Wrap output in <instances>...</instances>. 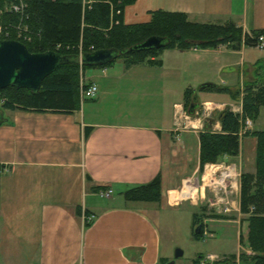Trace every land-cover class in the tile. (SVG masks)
<instances>
[{
    "label": "crops",
    "instance_id": "0c3cea01",
    "mask_svg": "<svg viewBox=\"0 0 264 264\" xmlns=\"http://www.w3.org/2000/svg\"><path fill=\"white\" fill-rule=\"evenodd\" d=\"M155 11L184 13L192 23H233L248 34L264 29V0H136L124 9L123 22L147 23ZM252 48L165 49L157 58L160 65L128 68L120 59L107 68L94 67L88 76L80 72L79 89L95 84L97 93L70 113L0 109V264H174L161 252L162 204L176 207L188 201L173 199L199 172V134L204 131L191 127L196 120L179 119L178 110L188 112L185 102L193 91L192 101L207 117L224 107L236 106L232 111L238 112L240 98L233 93L253 64L264 59L252 58ZM234 56L239 61L234 63ZM221 75L229 80L215 84ZM205 83L214 86L194 91ZM208 89L231 98L214 103ZM252 125L243 136L240 132L239 154L220 162L234 167L238 182L242 173L256 171ZM211 127L221 128L217 120ZM157 176L159 202L124 197ZM185 188L181 196L192 193ZM107 189L112 195L101 197L99 191ZM235 195L234 215L208 204L213 216L206 217L202 209L192 216H201L210 237L216 233L210 226L214 222L236 225L238 260L241 251L251 249L240 243L247 222L239 210V183ZM199 203L198 196L189 206Z\"/></svg>",
    "mask_w": 264,
    "mask_h": 264
},
{
    "label": "trees",
    "instance_id": "16d2710c",
    "mask_svg": "<svg viewBox=\"0 0 264 264\" xmlns=\"http://www.w3.org/2000/svg\"><path fill=\"white\" fill-rule=\"evenodd\" d=\"M136 0H94L90 5L83 0H31L29 3V25L37 36L31 43H24L31 53L54 51L69 62L60 64L42 82L37 92L9 86L0 91L2 108L7 110H31L36 112L70 113L80 105L79 77L87 68H107L121 59L128 68L141 63L160 65L157 59L165 49L185 50L194 48L225 47L237 50L241 45L256 47L264 29L243 33L233 23L200 24L188 21L184 13L155 11L147 23L127 25L123 22V11ZM9 0H0V11ZM14 15L0 14V23L15 22ZM151 36L164 38L166 43L159 48L133 49ZM1 36L0 40H3ZM10 37L8 40H13ZM59 44L61 49H56ZM81 46L82 54L97 50H115L118 52L105 64L81 65L75 61ZM152 58H156L153 60ZM253 75L244 79L246 88L243 97L242 112L235 113L229 107L220 111L217 121L220 131H212L205 124L199 134L200 154L199 170L207 163H217L224 156H237L240 151V132L244 120L255 121L264 107V59L253 64ZM206 88V87H200ZM238 92L233 93L237 96ZM193 91L189 94L185 106L194 102ZM245 118V119H244ZM214 123V119H210ZM208 120V123L210 122ZM91 128L85 129V138ZM248 133V132H247ZM249 135L256 138L255 173H242L239 181V210L245 215L247 234L241 235V245L253 251L250 257L245 252L239 259L231 255L230 264H264V130H253ZM3 166L0 165V178ZM124 197L129 201L159 202L161 199L160 176L150 182L130 189ZM205 211V208L202 207ZM213 216V215H212ZM85 226H89L86 223ZM193 237L202 236L204 225L201 216H192ZM197 227L199 230L196 232ZM203 237V236H202ZM197 260L193 264H199ZM237 261V262H236ZM163 264H166L165 262ZM219 264V263H216Z\"/></svg>",
    "mask_w": 264,
    "mask_h": 264
},
{
    "label": "rangeland",
    "instance_id": "374dc122",
    "mask_svg": "<svg viewBox=\"0 0 264 264\" xmlns=\"http://www.w3.org/2000/svg\"><path fill=\"white\" fill-rule=\"evenodd\" d=\"M5 6V5H4ZM3 9V8H2ZM1 9V10H2ZM1 38V36H0ZM250 55L252 56V58H260L262 56H264V49H259L253 47L251 50H249ZM234 63L236 61H239V56H234ZM117 63H121V60L118 59L116 60ZM93 68H87L85 70V75L88 76L89 72L92 70ZM234 73H239L240 67L235 66L234 68ZM236 75V74H235ZM253 75V70L249 73H245L244 78L242 79L244 81V79L251 77ZM222 77L220 79L216 78L214 80V83H218L223 85V82H221V80H229L228 78H226L225 76L221 75ZM236 78L233 77L234 82L237 83L239 81V78L237 77V75L235 76ZM202 85H198L197 87H195L196 93L199 94ZM246 88L243 87V82L241 87L239 88L238 95L235 96L240 98V102L235 104H240V110L238 112L235 113H239L241 114V116L243 117V112H242V104H243V97L245 96L246 93ZM208 93L210 94L207 98L209 100H211L214 103L217 102H229V96H222L220 94H218V91H214L213 89H208ZM200 97V96H199ZM231 100V99H230ZM86 101V100H85ZM83 101V102H85ZM181 101H183V99H181ZM82 102V103H83ZM234 107H229L231 110H233ZM227 107H224L222 110H224ZM0 109H2V101L0 99ZM221 110V111H222ZM198 113L200 115V117L198 115H191L189 116L191 119V121L195 122V120L197 119L198 123H197V127L200 129L202 128L203 130L205 127V124H208L209 127H211L212 123L210 119H217L218 115L215 116H211V117H207L204 114V111L202 108L198 109ZM219 114V113H218ZM0 118H1V112H0ZM245 119V118H244ZM208 120H210V122L208 123ZM247 121H250V124L247 125ZM251 127V119L247 118L244 120L243 126H242V130H243V134L247 133L245 129H249ZM252 128H254L255 130H264V107L261 108L260 114L258 116V118L253 121V125ZM211 130L213 131L212 127ZM225 157V156H224ZM223 160V158L221 159ZM221 161L217 162V163H210L208 165H206V167H209L211 165H224L227 166L223 163H220ZM206 167H204L202 170H199V172L196 173L195 178L191 177L188 179L189 183H187V186H190L193 183H199V185H203V183H205L207 180H204L205 182H202V178L205 177V174L207 173V169ZM221 168L220 166L216 168V171H219ZM236 173V179L234 178L233 183H239V174L235 171ZM238 176V178H237ZM206 179V178H205ZM183 191L186 189L185 187H183ZM203 194L204 197L206 195V200H201L203 204L199 203L198 205H193L194 207L189 206V202L191 200L188 199V201H184L180 206H176V207H170L167 205L166 202H164L162 204V209H161V217L159 219L160 222V228H161V234H162V255L163 257H170L171 260L174 262V264H193L195 262V260H197L198 256H201V258H199V264L201 263V259L202 257H205L208 254H212L214 255L213 257V261L211 263H207L205 262V264H216V263H223L225 260H231L232 258L229 257L231 255L236 254V252L238 251V239H237V226L234 224H227L224 222H214L212 224H210L211 228L213 230H215V236L213 237H200L198 239L193 237V226H192V213L193 212H198V209H202V207L205 208V211H203V215L207 216H212L214 214V211L211 210L209 208V203H208V198L215 200V196H213L214 193H218L219 190H212L209 187H207V185L203 188ZM238 190V187H237ZM188 191V190H187ZM221 192V191H220ZM220 192L217 194V197H220ZM223 192V191H222ZM236 189L234 188V193L232 194L231 199L234 200L232 204H228L230 207V212H225L226 214H229L228 216L234 215L235 213V209L236 208V195H235ZM191 194V193H190ZM224 205V204H223ZM219 206L221 209L225 206ZM218 207V208H219ZM202 211V210H201ZM243 229L245 230L246 228L243 227ZM204 230V228H203ZM177 249H180L182 251V256L179 258H175V252ZM242 252V251H241ZM250 257H252L253 251L251 250L250 253H247ZM237 262V261H236Z\"/></svg>",
    "mask_w": 264,
    "mask_h": 264
},
{
    "label": "built area",
    "instance_id": "2783aa9c",
    "mask_svg": "<svg viewBox=\"0 0 264 264\" xmlns=\"http://www.w3.org/2000/svg\"><path fill=\"white\" fill-rule=\"evenodd\" d=\"M31 0H9L7 4L3 7V9L0 11V14L4 13L7 15H14L17 17L15 22H8L5 24L0 23V36H3V39H9L10 37H14L15 39L21 43H31L35 37L37 36V32L32 31L30 25H29V3ZM94 0H83V4H91ZM56 49H61V46L57 44ZM256 48L264 49V35L259 36L258 41L256 43ZM196 49V48H195ZM79 56L81 57L82 51L81 46L79 47ZM97 93V87L95 84L85 85L81 84L79 89V98L80 102L82 103L85 100L94 99ZM178 118L185 119L191 121L189 119L191 115H189L187 112L183 111V109H179ZM195 115H199L198 110L195 112ZM196 121H198L196 119ZM193 122V121H191ZM250 124V121H247V125ZM193 129H197L194 124L191 125ZM246 130V129H245ZM220 166V170L216 171V168ZM211 165L209 167H206L208 170L205 174V177L202 178V182H205L204 180H207L203 185H199V183H193L189 187L191 189V194H188L187 196H181L183 192V187H186L187 183L189 181L187 180L182 189L180 190V193H178L177 197L173 199L174 202L178 203L180 200L183 199H190L192 201L197 200L198 196L201 200H204L206 198V195L204 197L203 194V188L207 185L212 190L218 189L220 192V197H217V194L214 193L213 196H215V200L213 202L208 198V203L211 204L214 207L219 206H225L223 207L224 212H230V207H228L229 203L232 204L234 200L231 199L232 194L234 193V188L237 191L238 184L233 183L234 178L236 179V173L234 170V167L232 166H224V165ZM206 178V179H205ZM223 191V192H222ZM113 191L111 189H107L105 191H99V195L101 197L108 198L112 195ZM231 196V197H230ZM220 208V207H219ZM89 220V218H88ZM203 237H210L212 236L211 233H209L207 230H203L202 233ZM214 255L208 254L205 257H202L200 264L211 263Z\"/></svg>",
    "mask_w": 264,
    "mask_h": 264
},
{
    "label": "water",
    "instance_id": "95a60500",
    "mask_svg": "<svg viewBox=\"0 0 264 264\" xmlns=\"http://www.w3.org/2000/svg\"><path fill=\"white\" fill-rule=\"evenodd\" d=\"M166 43L164 38L151 36L142 43L135 45L133 49L159 48ZM115 50H97L92 53L78 55L76 62L79 65L105 64L117 57ZM69 62L68 58L62 57L54 51L43 53H31L25 44L17 40H0V91L15 86L28 89L32 92L40 90L43 80L50 75L60 64ZM213 87L211 83H205L202 87ZM197 106L190 103L188 114L194 115ZM199 230L197 227L196 232ZM182 251L177 249L175 258L182 256ZM230 264V263H219Z\"/></svg>",
    "mask_w": 264,
    "mask_h": 264
},
{
    "label": "bare ground",
    "instance_id": "6f19581e",
    "mask_svg": "<svg viewBox=\"0 0 264 264\" xmlns=\"http://www.w3.org/2000/svg\"><path fill=\"white\" fill-rule=\"evenodd\" d=\"M188 189H189V186H188ZM190 190V189H189Z\"/></svg>",
    "mask_w": 264,
    "mask_h": 264
}]
</instances>
